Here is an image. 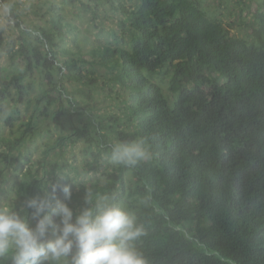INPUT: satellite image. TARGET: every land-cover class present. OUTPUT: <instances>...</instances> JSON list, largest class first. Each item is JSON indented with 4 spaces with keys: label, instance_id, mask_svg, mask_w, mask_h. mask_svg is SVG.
I'll list each match as a JSON object with an SVG mask.
<instances>
[{
    "label": "trees",
    "instance_id": "trees-1",
    "mask_svg": "<svg viewBox=\"0 0 264 264\" xmlns=\"http://www.w3.org/2000/svg\"><path fill=\"white\" fill-rule=\"evenodd\" d=\"M64 1L107 39L87 48L77 17L56 1L41 2L46 23L32 28L21 20L25 2L4 0L23 26L11 42L0 26V59L24 64L11 76L0 66V122L10 135H0V190L7 168H27L14 210L49 182L68 184L74 167L66 157L80 143L86 173L106 176L82 193L136 213L144 235L135 244L147 264H264V2L254 10L239 2L252 16L239 36L203 0ZM32 77L45 85L39 92ZM99 95L101 111L91 114L86 102ZM39 118L49 133L44 122L58 126L43 175L21 152ZM138 137L150 140L153 159L114 165L111 144ZM65 202L79 208L83 199Z\"/></svg>",
    "mask_w": 264,
    "mask_h": 264
},
{
    "label": "clouds",
    "instance_id": "clouds-1",
    "mask_svg": "<svg viewBox=\"0 0 264 264\" xmlns=\"http://www.w3.org/2000/svg\"><path fill=\"white\" fill-rule=\"evenodd\" d=\"M153 155L147 137L111 144L114 165L136 167ZM41 190L19 211L0 205V258L10 264H147L135 244L144 228L134 211L91 190L84 192L82 206L73 208L65 202L72 195L68 184L49 182Z\"/></svg>",
    "mask_w": 264,
    "mask_h": 264
},
{
    "label": "rangeland",
    "instance_id": "rangeland-1",
    "mask_svg": "<svg viewBox=\"0 0 264 264\" xmlns=\"http://www.w3.org/2000/svg\"><path fill=\"white\" fill-rule=\"evenodd\" d=\"M43 0H24L25 4L23 5L22 12V18L21 20L24 21L29 26L32 25H44L46 23V17H43L41 15H37L36 12L39 10V6ZM56 1L57 4L64 10V12L67 14L68 18H71L73 20H77V23L80 25V30L82 37L85 38L88 42L85 43L87 48H90V46L98 45L100 43H103L106 39V33L107 30H103L100 32L99 28H94L93 25H89L88 22L90 19H88V16H86L82 20V18L78 17L76 12L77 8H74L72 5L65 6L64 0H52ZM241 0H203L204 6L207 8L210 14L219 16L221 20H223L226 24H229L232 28V31L234 33L238 34L239 36L242 35L244 32H248L251 29V12L242 11V6L239 4ZM249 8L251 10H254L253 8L260 3L264 2V0H246ZM42 11H39V13ZM215 13V14H214ZM89 20V21H88ZM25 24V26H27ZM107 24V23H106ZM48 25V22H47ZM0 26H2L5 30V36L6 39L11 41H17L20 36V30L21 26L11 25L8 22L6 12L4 9L0 7ZM33 28V26H32ZM24 29V28H23ZM27 36V35H26ZM19 43V41H18ZM61 58H64V56L61 54ZM23 62H21L18 59L12 60L8 54H4L2 58L0 59V66L2 68V75L3 76H11L14 73H17L23 68ZM34 79V77H32ZM36 81V79H34ZM39 84L42 85L43 89L45 85H43L40 80L36 81L37 85V92H39ZM77 95V94H76ZM98 103H88L86 102L87 108L90 106H93L91 109H89V113L94 114L97 113L100 110V107H102L104 100L101 99V96H97ZM88 103V104H87ZM84 104V103H83ZM44 106L40 109L42 110ZM22 111H24V106ZM37 115V113H36ZM84 120H88V115L84 116ZM39 125H38V134L34 136L33 139H31L28 143L27 147H23L22 153H30V157L32 159V162L34 164V174L43 175L44 169L41 167V163L43 161L44 157V150L47 148V144H52L54 139H56L58 126L55 125L53 122L47 123L44 122V127L46 126L48 129H52V132H48L46 128H41V118H39ZM9 130L6 128L3 122H0V135H6V137H10L8 135ZM80 146L79 143L77 147L75 148L76 155L75 157L72 156V152H69L66 159L73 164V169L70 171V180L68 181V185L71 187L72 195L71 199L68 200L69 203H72L73 205H78L79 198L83 199L84 193H82V185H86L88 188L90 180H96L97 178L102 179L103 181L106 180L105 174L103 175L104 170H102V174L96 173L91 177L86 171L84 170L85 167L83 165V156L80 152ZM3 146L0 144V150H2ZM19 153V152H18ZM18 157H20V160H23L22 154H18ZM51 157V154H50ZM53 158H55V155H53ZM20 167L22 170H16L15 166H11L7 168L5 171V176L3 179H5L6 184L3 186L4 190H0L2 197L0 196V205L7 206L10 209L14 210V201L16 196V188L18 184L21 182L22 178L25 177V173L27 172V168L23 167L22 164H20ZM64 181V180H63ZM67 181V180H65ZM102 184V183H101Z\"/></svg>",
    "mask_w": 264,
    "mask_h": 264
},
{
    "label": "built area",
    "instance_id": "built-area-1",
    "mask_svg": "<svg viewBox=\"0 0 264 264\" xmlns=\"http://www.w3.org/2000/svg\"><path fill=\"white\" fill-rule=\"evenodd\" d=\"M12 1H24V0H12ZM0 7L2 9H4V11L6 12V16H7L8 22L11 25H16V21L17 20L14 19L13 17H11L9 7L6 5V3L4 2V0H0Z\"/></svg>",
    "mask_w": 264,
    "mask_h": 264
}]
</instances>
